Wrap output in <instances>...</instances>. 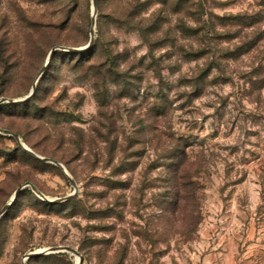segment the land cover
Masks as SVG:
<instances>
[{
  "label": "rangeland",
  "instance_id": "374dc122",
  "mask_svg": "<svg viewBox=\"0 0 264 264\" xmlns=\"http://www.w3.org/2000/svg\"><path fill=\"white\" fill-rule=\"evenodd\" d=\"M93 16L92 0H0V99L45 66L0 128L72 178L0 133V211L23 186L0 264L54 246L81 264H264V0H97Z\"/></svg>",
  "mask_w": 264,
  "mask_h": 264
},
{
  "label": "water",
  "instance_id": "95a60500",
  "mask_svg": "<svg viewBox=\"0 0 264 264\" xmlns=\"http://www.w3.org/2000/svg\"><path fill=\"white\" fill-rule=\"evenodd\" d=\"M92 6H93V15H94L93 18H92V27H94V25H95V15H96V13H97V0H92ZM93 37H94V30H93V28H92V31H91V40L89 41V43H88L85 47H82L81 50H86V49H88V48L91 47V45L93 44ZM57 48H58V49H63V50H68V51H73V50H75L74 48H71V47H62V46H60V47H57ZM57 48H54V49L51 51V53L54 52L55 49H57ZM49 60H50V57H49L48 61H49ZM44 67H45V66H44ZM44 67L41 68L40 71L38 72L37 77H36V79H35V81H34V83H33V85H32V89H31L30 93H29L27 96H25V97L22 98V99H18V100H13V99H10V98H1V99H0V104H2V103H6V102H7V103H8V102H9V103H10V102H22V101H27L28 99H30V98L33 96L34 92H35L36 83H37L39 77L41 76V74L43 73V71H44ZM0 133H2V134H6V135H10V136H13V137L15 138L17 144H18L23 150H25L26 152H28V153H30L31 155L35 156L36 158L42 159V160H44V161H46V162H52V163L56 164L57 166H59V168H61V169L67 174V176H68L70 179H72V178L68 175V172H67V170L65 169V167H64L60 162H58V161L55 160V159L43 158V157L37 155L35 152H33L31 149H29L27 146H25V145L23 144V142L21 141V139H20V137L18 136V134L14 133V132H12V131H10V130H8V129H2V128H0ZM27 185H29V186L32 188V190H34L39 196L43 197V195H42V194H41V193L35 188V186H34L33 184H30V183H29V184H27ZM73 185H74V187H75V192H74V193L69 194V195H67V196H65V197H63V198L51 199V200H48V201H49V202L56 203V202L67 201V200L73 198L74 195H75V193H76V190H77V186H76V184H74V182H73ZM24 186H26V185H24ZM22 189H23V186L19 187V188L15 191V193H14L12 199H11V200H10V201H9V202H8L3 208H2V210L0 211V217H1V216L7 211L8 207H9V206L11 205V203L15 200L17 194H18ZM62 252H68V253H70V254L76 255L77 257L80 258L78 264H81V262H82V258H81V255H80L79 251H77L75 248H73V247H69V246H54V247H51V248L46 249V250H39V251L29 252V253L25 256V258L23 259V264H25V261H26L27 259L32 258V257H35V256H38V255H41V254L62 253Z\"/></svg>",
  "mask_w": 264,
  "mask_h": 264
},
{
  "label": "trees",
  "instance_id": "16d2710c",
  "mask_svg": "<svg viewBox=\"0 0 264 264\" xmlns=\"http://www.w3.org/2000/svg\"><path fill=\"white\" fill-rule=\"evenodd\" d=\"M249 83H261L264 85V69L262 67L253 68V70L249 71Z\"/></svg>",
  "mask_w": 264,
  "mask_h": 264
}]
</instances>
